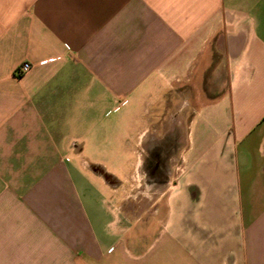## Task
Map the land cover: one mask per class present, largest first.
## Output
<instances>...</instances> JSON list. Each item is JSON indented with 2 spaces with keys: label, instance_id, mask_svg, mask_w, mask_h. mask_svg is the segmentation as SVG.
Wrapping results in <instances>:
<instances>
[{
  "label": "crops",
  "instance_id": "0c3cea01",
  "mask_svg": "<svg viewBox=\"0 0 264 264\" xmlns=\"http://www.w3.org/2000/svg\"><path fill=\"white\" fill-rule=\"evenodd\" d=\"M0 264H264V0H0Z\"/></svg>",
  "mask_w": 264,
  "mask_h": 264
},
{
  "label": "rangeland",
  "instance_id": "374dc122",
  "mask_svg": "<svg viewBox=\"0 0 264 264\" xmlns=\"http://www.w3.org/2000/svg\"><path fill=\"white\" fill-rule=\"evenodd\" d=\"M132 162L131 158V162L125 163L129 165ZM121 165H123V163H121ZM112 170L117 176H119L120 179H122L124 172L121 167ZM166 181L167 180L164 178H158L155 182V178L152 179L150 176L145 177L144 175L134 178V180L129 183L130 187L128 185L127 187L122 188L123 192L121 193L119 200L122 203L133 205V207L136 208V210L131 211V216L134 218L144 217V207L147 203L149 206L154 205L153 210L156 211L158 216H160L162 208L168 200L171 187L173 185V182L167 184Z\"/></svg>",
  "mask_w": 264,
  "mask_h": 264
},
{
  "label": "built area",
  "instance_id": "2783aa9c",
  "mask_svg": "<svg viewBox=\"0 0 264 264\" xmlns=\"http://www.w3.org/2000/svg\"><path fill=\"white\" fill-rule=\"evenodd\" d=\"M31 66L28 63H25L24 65H22L20 74L26 73L30 70Z\"/></svg>",
  "mask_w": 264,
  "mask_h": 264
}]
</instances>
